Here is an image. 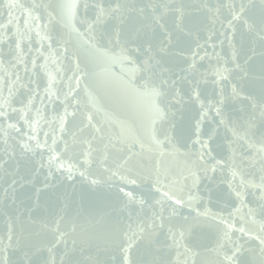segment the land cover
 Returning <instances> with one entry per match:
<instances>
[{
  "label": "snow or ice",
  "instance_id": "6c2138e0",
  "mask_svg": "<svg viewBox=\"0 0 264 264\" xmlns=\"http://www.w3.org/2000/svg\"><path fill=\"white\" fill-rule=\"evenodd\" d=\"M4 7L0 264H264V0ZM77 177L102 207L58 190Z\"/></svg>",
  "mask_w": 264,
  "mask_h": 264
},
{
  "label": "water",
  "instance_id": "95a60500",
  "mask_svg": "<svg viewBox=\"0 0 264 264\" xmlns=\"http://www.w3.org/2000/svg\"><path fill=\"white\" fill-rule=\"evenodd\" d=\"M6 2H7V0H0V19H6L7 9L4 7ZM22 2L27 3V2H30V0H22ZM17 15H18V13H17ZM207 35H208L207 32H202L200 34L201 43H203L204 40L207 39ZM213 42H216L215 38H214ZM209 50H211V49H209ZM217 50L219 51L220 49L218 48ZM228 51H229V49L225 45L224 53L227 54ZM208 69H209V62L208 61L200 62V70L201 71H206ZM108 72H109V75L111 78H120V77H123L125 75L122 68H121V65L119 63L109 64L108 65ZM207 94L209 96L212 94V86L211 85L207 86ZM143 102L144 101L142 99L137 98V97H131L129 100V103L133 104V105L141 104ZM241 107H242V105L240 104V102H238V101L233 102L227 106V111L233 117H239L240 115H242V113L240 111ZM194 114H195L194 112H186L184 120L180 122V125H178V130H179L181 125H184L186 123H190L191 117ZM213 120H214V117L210 113L208 118L205 121V127L212 126ZM221 142H223L222 139H221ZM221 154L223 155V153H221ZM20 174L24 175L26 178L34 179L35 188H40L43 186L44 176L46 175V170H42L41 174L39 176H36L33 178L27 172L25 166L22 163L21 169H20ZM4 179L5 178L2 175H0V189H2V187L6 186V184H4ZM78 181H79V177H77L75 181L64 180L62 183L59 184L58 190L59 191L67 190L70 194H74V195H79L81 193L86 194L88 199H91V200L96 202L95 207L92 209L93 211H95V208H97V207H102L106 198H107V194H106L105 190L98 189L95 192H93V191L89 190L87 185H82V184L78 183ZM203 185H206L208 188L212 189L214 200L217 197L226 196L227 186L225 184L219 183V176L218 175L216 177H214L213 180H211V181L205 180L203 182ZM73 186H75V192L74 193H73ZM35 188L31 184H25V186L23 188H19V186H18L17 197L19 199H23V198H25L26 195H31L35 191ZM129 190H131V189H129ZM248 199L251 201L252 197L249 196ZM229 203H231V201H229ZM4 227H5L4 226V220H3V218H0V235L3 234ZM45 255H46V253H45Z\"/></svg>",
  "mask_w": 264,
  "mask_h": 264
}]
</instances>
